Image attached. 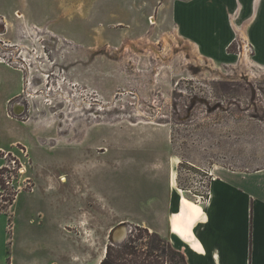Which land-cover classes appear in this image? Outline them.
Listing matches in <instances>:
<instances>
[{"label": "rangeland", "instance_id": "rangeland-1", "mask_svg": "<svg viewBox=\"0 0 264 264\" xmlns=\"http://www.w3.org/2000/svg\"><path fill=\"white\" fill-rule=\"evenodd\" d=\"M199 1L0 0V59L25 74L10 113L33 133L0 150V213L68 264L143 248L182 193L199 201L203 170L264 167V22Z\"/></svg>", "mask_w": 264, "mask_h": 264}, {"label": "crops", "instance_id": "crops-1", "mask_svg": "<svg viewBox=\"0 0 264 264\" xmlns=\"http://www.w3.org/2000/svg\"><path fill=\"white\" fill-rule=\"evenodd\" d=\"M199 2L202 11L210 9L205 5L207 0ZM212 3L213 13L217 15L226 16L239 6L248 14L249 26L253 22L255 25L257 21L264 22V0H215ZM193 6L189 7L191 11ZM260 31H256L255 36L264 38V31ZM254 43L257 55L261 52L264 60V41L259 39ZM24 77L23 70L0 59L1 151L21 145L30 147L33 139L28 121L12 115L9 108L12 99L24 92ZM2 164L0 158V167ZM213 175L208 202L202 203V213L188 226L192 239L173 230L184 193L180 196L178 210L168 216L167 229L156 232L174 248L182 250L188 264H264V167L244 171L220 166L213 169ZM172 184H175L174 179ZM18 216L16 209L0 213V264H68L65 244L59 241L45 245L31 240L30 227L19 225ZM182 218H186V214ZM32 221L30 218L29 222ZM19 248L23 252L21 258L17 257ZM39 251L42 253L36 257ZM105 254L106 247L101 258Z\"/></svg>", "mask_w": 264, "mask_h": 264}, {"label": "trees", "instance_id": "trees-1", "mask_svg": "<svg viewBox=\"0 0 264 264\" xmlns=\"http://www.w3.org/2000/svg\"><path fill=\"white\" fill-rule=\"evenodd\" d=\"M143 229L149 237L153 234L143 248L136 245V241L141 238L139 236L130 237L121 245L108 244L100 264H188L182 250L174 248L158 232H149L148 227Z\"/></svg>", "mask_w": 264, "mask_h": 264}, {"label": "bare ground", "instance_id": "bare-ground-1", "mask_svg": "<svg viewBox=\"0 0 264 264\" xmlns=\"http://www.w3.org/2000/svg\"><path fill=\"white\" fill-rule=\"evenodd\" d=\"M63 181H67L66 176H62ZM182 191V190H180ZM203 202L191 201L185 197H182L181 212L175 221H173V230L181 235L185 236L187 239H192V232L188 228L189 224L195 221L203 210ZM186 214V218L182 216ZM117 233L120 238H124L127 235V229L124 226L117 228Z\"/></svg>", "mask_w": 264, "mask_h": 264}, {"label": "built area", "instance_id": "built-area-1", "mask_svg": "<svg viewBox=\"0 0 264 264\" xmlns=\"http://www.w3.org/2000/svg\"><path fill=\"white\" fill-rule=\"evenodd\" d=\"M205 172V176L202 178V180L200 181V183L202 182V191L201 193H196L193 192L192 190H189L191 193H193L196 197L197 200L199 201H203L204 202H208L209 199V195H210V183L211 181L214 179V175L213 172L210 170L209 172H207V170H203Z\"/></svg>", "mask_w": 264, "mask_h": 264}, {"label": "water", "instance_id": "water-1", "mask_svg": "<svg viewBox=\"0 0 264 264\" xmlns=\"http://www.w3.org/2000/svg\"><path fill=\"white\" fill-rule=\"evenodd\" d=\"M111 238L114 239V241H116L117 243L121 242L124 239V238H120L119 234L117 233V228H114L112 230Z\"/></svg>", "mask_w": 264, "mask_h": 264}]
</instances>
